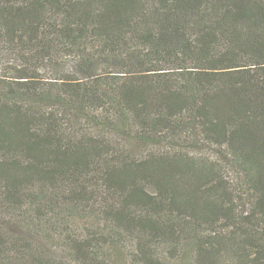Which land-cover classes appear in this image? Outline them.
Masks as SVG:
<instances>
[{"label":"trees","instance_id":"16d2710c","mask_svg":"<svg viewBox=\"0 0 264 264\" xmlns=\"http://www.w3.org/2000/svg\"><path fill=\"white\" fill-rule=\"evenodd\" d=\"M54 10L124 71L45 79ZM0 264H264V0H0Z\"/></svg>","mask_w":264,"mask_h":264},{"label":"rangeland","instance_id":"374dc122","mask_svg":"<svg viewBox=\"0 0 264 264\" xmlns=\"http://www.w3.org/2000/svg\"><path fill=\"white\" fill-rule=\"evenodd\" d=\"M51 12L49 14L51 24L47 25V30L44 34L45 39L47 38V42H44V45L50 58V64L45 65V71L43 70L45 79H53V81L57 82L70 80V78H75L77 81H87L93 75H116L119 71H124L118 62H114L110 57L103 55L99 51L100 48L94 45L97 42L89 35L84 37L75 31L69 34L61 30L63 27L62 14L57 13L55 10ZM87 54L90 55L89 58L84 56ZM82 56L86 61L84 65H78ZM88 126L91 127V130L95 129L92 124ZM120 142L124 145V150L135 158L142 157L150 151L157 152L167 148V144L164 142L148 145L141 144L135 140H121ZM192 154L197 155L198 152L192 151ZM227 177L232 183H238L235 189L243 195V187L239 186L238 174L228 168ZM238 188H240V191H238ZM246 207H248L247 204Z\"/></svg>","mask_w":264,"mask_h":264}]
</instances>
